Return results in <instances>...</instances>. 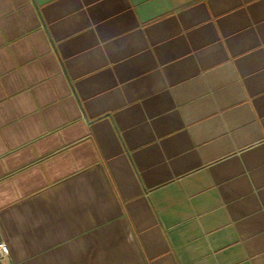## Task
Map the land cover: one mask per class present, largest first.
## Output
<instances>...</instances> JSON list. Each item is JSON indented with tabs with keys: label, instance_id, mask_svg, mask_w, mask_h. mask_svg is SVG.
<instances>
[{
	"label": "crops",
	"instance_id": "0c3cea01",
	"mask_svg": "<svg viewBox=\"0 0 264 264\" xmlns=\"http://www.w3.org/2000/svg\"><path fill=\"white\" fill-rule=\"evenodd\" d=\"M0 264H264V0H0Z\"/></svg>",
	"mask_w": 264,
	"mask_h": 264
},
{
	"label": "built area",
	"instance_id": "2783aa9c",
	"mask_svg": "<svg viewBox=\"0 0 264 264\" xmlns=\"http://www.w3.org/2000/svg\"><path fill=\"white\" fill-rule=\"evenodd\" d=\"M6 253H7V247L5 243H0V254L4 256Z\"/></svg>",
	"mask_w": 264,
	"mask_h": 264
}]
</instances>
